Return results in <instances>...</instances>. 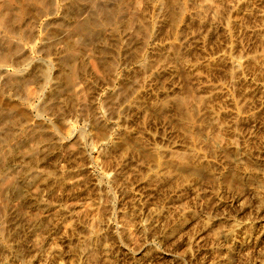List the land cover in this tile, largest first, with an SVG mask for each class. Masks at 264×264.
Returning <instances> with one entry per match:
<instances>
[{
    "label": "rangeland",
    "instance_id": "374dc122",
    "mask_svg": "<svg viewBox=\"0 0 264 264\" xmlns=\"http://www.w3.org/2000/svg\"><path fill=\"white\" fill-rule=\"evenodd\" d=\"M117 1L101 3L110 10L121 5L122 1H118L120 4ZM218 1L222 10L213 28L209 27L210 20L204 25L191 22L178 38L171 22L161 29H152L151 43L165 45L161 58L153 57L152 45L141 47V38L134 35L140 26L137 21L136 25V18L127 31L122 25L116 30L113 26L92 29L90 33L97 38L90 50L85 45L89 37L76 36L72 28L75 22L96 17L87 0H43L41 6L37 3L29 6L28 0H12V12L23 8V13L15 25L0 23V50L5 52L9 46H23L30 58L22 51L11 60H0V73L4 77L0 82L3 110L25 116L23 125L14 127L17 133L8 137L5 145L15 147L21 142L28 147L31 141L18 130L26 132L32 126L40 127L49 139L39 144V161L35 167L29 166V158L22 152L10 157L9 172L4 174L8 177L17 174L18 183L5 189L3 201L5 205L17 206L23 202L34 203L35 198L42 200L40 197L45 195L49 201L60 199L62 203L69 191H93L91 196L87 194L81 200L79 197L66 200L81 204L88 199L86 202L94 203L92 213L83 218L82 226H76L78 233L72 228L68 235L62 234L65 238L60 232L55 234L60 245L66 244L62 246L72 249L68 255L71 259L76 260L79 245L83 247L87 243L88 227L98 224L99 229H104V244L113 236L105 247L109 252H102L100 264H264V52L261 46L264 0ZM45 2L47 6L52 5L47 14L43 9ZM195 6L196 3L189 4L192 11ZM122 7L118 20L132 18L129 13L134 12L133 6L128 14ZM73 8L76 19L70 15ZM148 9L145 18L154 22L156 11L149 9L148 13ZM170 45L173 48L169 49ZM180 45L184 47L183 56L187 53L189 56H185L188 60L184 63L176 57ZM44 47L50 50L45 52ZM72 50L82 53L76 58L87 64L88 70L91 67L88 62L101 58L105 62H116L117 66L109 67L116 71L108 68L103 76L90 71L82 73L75 88H65L56 99L64 110L44 112L43 105L58 91L56 87L67 86L64 81L59 83L56 76L58 70L68 69L61 66V61H72L74 58L69 53ZM18 68L24 71L17 72ZM7 71L20 79L32 76L33 80L22 89L6 88L2 82ZM65 76L67 73L60 78ZM31 91L36 93L32 102L28 97ZM76 93L86 94L87 107L96 109L100 120L85 115L86 106L75 101ZM181 93L197 98L187 117L180 116L172 102L171 107L158 113L152 109L153 103L183 96ZM161 94L168 98L163 96V99ZM137 100L145 108L143 115L132 112ZM4 124L5 133L12 125L7 121ZM129 147L137 149L138 154L127 151ZM34 172L40 176L36 182L28 177ZM59 190L67 193L59 196ZM54 191L58 195L53 199ZM35 192L38 195L34 198ZM28 211L18 210L11 216L16 223L20 220L18 224L22 229L12 233L21 239L19 245L26 250L44 236L35 235L38 234L37 222ZM158 215L160 222H156ZM132 216H139L135 219L137 222ZM124 221H135L142 226L140 245L130 243L122 235ZM154 227L158 233H154ZM8 259L19 264L15 253L8 255Z\"/></svg>",
    "mask_w": 264,
    "mask_h": 264
},
{
    "label": "bare ground",
    "instance_id": "6f19581e",
    "mask_svg": "<svg viewBox=\"0 0 264 264\" xmlns=\"http://www.w3.org/2000/svg\"><path fill=\"white\" fill-rule=\"evenodd\" d=\"M14 1V0H13ZM29 1V6L30 4H43V0H28ZM53 1V0H52ZM81 1V0H80ZM86 1V0H85ZM88 1V4L89 6L91 7V9H93V11H95L97 13L96 17L93 18V17H90L88 18V20H86L85 22H75L72 26L73 28V32L75 33V35L77 36H82V35H85L86 38L87 36L89 37V43L88 44H85L86 47L88 46V49L91 50L92 46H93V42L94 40L97 38L95 37L94 35H92L93 33H90V31L92 29H94L95 27H103L106 28L107 26H113V30H114V27H115V30L117 29V27L120 25H122L124 28L125 31L128 30V28L130 27V25L132 23V21L136 18L137 20H135V22H139L140 26H139V29L137 30L136 29V26H135V22H134V26L137 31L134 33L135 36L141 38L142 40V48H145L146 46L148 45H152L153 47L152 48V54H153V57L154 55H158L159 57L162 58V54H164V50H165V45L164 44H155L154 42L151 43V39H152V36H151V30L154 29L155 27L157 29H161L162 25H165V23H170L171 24H174V30H175V36L178 38V37H181L183 35V32L185 30V28L188 26L189 23L191 22H198L202 25L205 24V22L207 21V23L210 22L209 24V27L213 28L214 27V20H216V18H218L221 14V5L219 4V1L218 0H118V1H122L121 5L123 6L122 9L124 12L129 13V9H131V6H133L134 8V12L132 11V13H129V15L132 17H124L122 20L119 19L118 20V13H122V12H119V9L121 7V5H117L116 7L108 10V8L103 5L101 2H103L104 0H87ZM117 1V2H118ZM47 2V1H46ZM45 2V6H44V13L47 14L50 10V7H52V5H46L48 3ZM193 2V4L196 3V6L194 7V11H192L191 9H193V6L192 8L189 7V4ZM0 23H4L6 26H12L15 25L14 23L15 22H18L19 21V18H20V15L23 13V8L22 9H17L18 11L16 12H12L13 8L11 7L12 5V0H0ZM52 3V2H51ZM27 4V3H26ZM118 4H120L118 2ZM223 5V4H222ZM13 6V5H12ZM25 6V5H24ZM23 6V7H24ZM28 6V7H29ZM41 6V5H40ZM112 6V5H110ZM88 7V6H87ZM89 7V8H90ZM153 9V11H156V14L157 16H153L155 21L154 22H150V21H147L145 17H147V15L145 16V12H147V9ZM191 8V9H190ZM224 8V7H223ZM42 9V11H43ZM52 9V8H51ZM71 9V8H70ZM121 9V10H122ZM146 9V11H145ZM148 9V13H150ZM228 9V8H227ZM232 9V8H231ZM120 10V11H121ZM91 11V10H90ZM224 11V10H223ZM72 13H70V15L72 16V18L76 19V14H75V10L74 8L71 10ZM77 12V11H76ZM232 12V11H231ZM43 13V12H42ZM127 13V14H128ZM226 13V12H225ZM69 14V13H68ZM135 14V17H133ZM152 14V13H151ZM126 15V14H125ZM124 15V16H125ZM223 15V14H222ZM142 18H138V17H141ZM152 17V18H153ZM151 18V19H152ZM210 20V21H209ZM209 21V22H208ZM36 22V21H35ZM34 22V23H35ZM136 22V25L138 24ZM33 23V24H34ZM206 23V24H207ZM197 24V23H196ZM3 25V24H2ZM60 25H62V22L60 23ZM194 25V24H193ZM18 26V25H17ZM33 26V25H32ZM170 27V26H169ZM194 27V26H193ZM203 27V26H202ZM205 27V26H204ZM208 27V28H209ZM13 28V27H12ZM103 28V29H104ZM111 28V27H110ZM119 28V27H118ZM165 28V27H164ZM172 28V27H171ZM168 29V28H167ZM173 29V28H172ZM187 29V28H186ZM191 29V28H190ZM197 29V28H196ZM112 30V31H113ZM121 30V29H120ZM206 30V29H205ZM205 30H202V31H205ZM211 30V29H210ZM94 31V30H92ZM168 31V30H167ZM165 31V32H167ZM157 32V31H156ZM164 32V31H163ZM187 33V32H186ZM200 33V32H199ZM156 34V33H155ZM172 34V33H171ZM194 34V32H193ZM205 34V33H204ZM74 35V36H75ZM206 35V34H205ZM204 35V36H205ZM85 36L83 38H85ZM185 36V35H184ZM28 38V37H27ZM135 38V37H134ZM1 41V39H0ZM11 42V41H10ZM22 42V41H20ZM156 42V41H155ZM160 42V41H159ZM23 43V42H22ZM87 43V42H86ZM187 43V42H186ZM185 43V45H186ZM190 43V42H189ZM21 46V45H20ZM261 46H262V51L264 52V36H263V39L261 41ZM66 47V46H65ZM140 47V48H141ZM45 48V47H44ZM43 50H50L49 48H45ZM141 48V49H142ZM173 48L171 45L169 46V49ZM178 48V47H177ZM73 49V48H72ZM93 49V48H92ZM25 48L22 47H13V46H9L8 49L4 52V51H1L0 50V60H11V58H13V56H15L17 53H20L22 52L23 55L27 58H30L28 57V54H26V52H24ZM100 50V49H99ZM138 50V49H137ZM174 50V49H173ZM176 50V49H175ZM174 50V51H175ZM184 50V47L182 45L179 46V52L177 53L176 57L179 58L178 60H181L180 62L184 63L185 60L187 59L188 60V53L186 51L187 54H185V56L187 55L188 57L185 59V56H183L182 52ZM70 51V50H69ZM104 51V50H103ZM101 51V53H105V51L103 52ZM143 51V49H142ZM46 52V51H45ZM48 52V51H47ZM87 52V51H86ZM141 52V50H140ZM171 52V51H170ZM70 53V57L74 58L72 61H61V66L63 67H68L67 70H62V71H59L57 72V75L56 76V80H58V82L60 81L62 83V81H64L63 83H65V85L67 84V86H65L64 88H57L58 91H55L56 93L50 95V97H48L45 101V104L43 105L44 108L42 109V111L44 112H47V113H51V112H55V111H59L60 112V106H58V104L56 103V99L64 92L65 88L66 89H73L75 88V85L77 84V80L79 79L78 76L79 75H82V73H86V72H92L94 73L95 75H102L104 74L105 70L107 69L108 71V68L111 66H117L116 62H105V61H102L99 59V61H97L98 59H95L94 60H91L90 62H88L90 64L91 67H89L90 69L88 70V66H86L84 64V62H78V58L76 57H81L82 53H80L78 50H72ZM92 53V52H91ZM146 53V51H145ZM48 54V53H47ZM68 54V53H67ZM81 54V55H80ZM167 54V53H166ZM174 54V53H173ZM99 55V54H98ZM101 55V54H100ZM69 56V55H68ZM102 56V55H101ZM105 56V55H104ZM138 56V55H137ZM166 56V55H165ZM168 56V55H167ZM171 56V55H170ZM264 56V54H263ZM79 57V58H80ZM99 57V56H98ZM97 57V58H98ZM132 57V55H131ZM149 57V56H148ZM156 57V56H155ZM67 59L69 57H66ZM75 58L77 61H75ZM92 58V57H91ZM150 58V57H149ZM168 58V57H167ZM166 58V59H167ZM170 58V57H169ZM173 58V57H172ZM135 60V58H132V60ZM138 59V58H137ZM165 59V60H166ZM190 59V58H189ZM153 60V59H152ZM164 60V62H165ZM175 60V59H174ZM186 60V61H187ZM156 61V60H155ZM158 61V60H157ZM172 61V60H171ZM176 61V60H175ZM6 62V61H5ZM160 62V61H159ZM163 62V63H164ZM153 63V62H152ZM150 63V64H152ZM162 63V64H163ZM167 63V62H166ZM159 65V63H156L155 65ZM165 64V63H164ZM187 64V63H186ZM157 65V66H158ZM177 65V64H176ZM168 66V65H167ZM174 66V65H172ZM180 66V65H179ZM1 64H0V68H1ZM176 67V66H175ZM178 67V66H177ZM109 68V69H110ZM181 69V68H180ZM111 71H116V68L114 69H110ZM150 70V69H149ZM164 70V69H163ZM173 70V69H172ZM24 70L22 69H17V72H23ZM141 71V70H140ZM147 71V70H146ZM156 71V70H155ZM148 72V71H147ZM64 73H67V77L65 76V78H60V76H62ZM108 73V72H106ZM170 73V72H169ZM144 74V73H143ZM152 74V73H151ZM159 74V73H158ZM172 74V73H171ZM2 73H0V82L2 80V78L4 77H1ZM168 75V74H167ZM20 76V75H19ZM22 76V75H21ZM103 76V75H102ZM101 76V77H102ZM155 76V75H154ZM159 76V75H158ZM105 77V76H104ZM137 77V76H136ZM149 77V76H148ZM62 79V80H61ZM138 79V78H137ZM157 79V78H156ZM33 80V77L32 76H22V78L20 79L19 77H16L14 76L13 74L9 73L8 71L6 72V76H5V82L3 84L4 87L6 88H11V89H18V88H23L24 86L28 85L29 83H31ZM55 80V81H56ZM59 82V83H60ZM2 86V87H3ZM60 86V85H58ZM178 87V86H177ZM194 87V86H193ZM190 88V87H189ZM186 90V88H184ZM182 90V89H181ZM20 91V90H19ZM169 91V89H168ZM180 91V90H177V92ZM1 92V91H0ZM83 91H81L82 93ZM192 92V91H191ZM165 93V92H164ZM190 93V92H189ZM197 93V92H196ZM195 93V94H196ZM180 94V93H178ZM183 94V93H181ZM188 93H186L184 96H181V95H176L174 98L172 99H165L164 101H159V98H157V102L159 101V103H153V108L154 111L156 113H158L159 111H162V110H165L169 105L170 103L172 102V105L174 104V107L176 109H178L179 111V114L180 116L184 115L185 117H187L186 115L189 113V110H190V107L194 104L195 102V99H197L196 97L194 98L191 94L190 96L188 95ZM36 93H31L29 94L28 97L29 100L32 102L34 97H35ZM86 95V94H85ZM84 94H77L76 93V100L75 101H78L79 103H82L84 106H86V110H85V115L87 117H92L93 119H96L95 121L97 120H100L99 118V114H98V111L96 109H93V108H89L87 107V96H85ZM173 95V93H172ZM3 95H1L0 93V264H13L12 262H10V259H8V255H11V253H15L17 258H18V262L19 264H100L101 263V257L102 255H104L102 252L104 251V253H108L109 252V248H105L106 245L111 241L110 239L113 240V236H111V238L108 240L106 239L108 236H106V240H104L105 242H107V240L109 242H107V244H104L103 241H102V229H99V225L96 224L95 227H92L90 226V229L88 227L87 231H88V240H87V243H85V245L82 247L79 245V255L78 258L76 260H74V258L71 259V257H69L68 255L71 253L70 250L67 249V247H64L66 246V244H62L60 245L57 241H56V233L59 234V232L61 233L60 235L63 236L64 233H66V235L69 234V230L72 229L73 232L77 230V233H78V229H76L77 225H81L82 226V223L83 222V218L86 216L88 218V215L89 213L91 212L92 213V204L94 203H89V202H84V203H79L77 204V199L75 200L76 203H73L70 201H66L68 200V198L72 197L71 199L73 200V197H79L78 199H82V196H86L87 194H90V193H93V191L87 193L86 191H84V187L82 188L81 186V189L83 190H74V191H69L68 193L65 192V190L63 191H60L59 192V196H62L64 195L65 193H67V196L68 197L67 199H64V201H66L65 203H61L59 200L58 201H54L56 199L55 196H57L58 194H56V192L54 191V197H53V201H49L47 200V198H44L46 197L45 195L43 196V194L41 196L43 197H40L42 200H38V198L36 199L35 198V195L37 194L35 192L34 194V198L35 200H37L36 202L34 203H27V202H23V204H21L19 201V205L16 206H11V205H5L4 204V201H3V197H4V194H5V189L7 187H12V186H16L17 185V174L16 176H5V171H7L9 169V159L10 157L14 154V153H18V152H22L26 158L28 157L29 158V166L30 167H35L38 163V159H39V144L43 141H46L49 139V137L47 135H45V133L43 132V130L38 127V126H32V129L29 131H26L24 132L22 129L21 130H18V131H21V134H26L25 136H27V138L31 141H29L31 144L33 143V145L31 144H28V147L26 145H21V142H20V145L18 146H7L5 145L8 137H13L16 135V130L14 129L15 126H18V125H23V123L25 122H22L23 121V116L22 114H14V113H8V112H5L3 110V107H2V97ZM162 98L164 95H162ZM47 97V96H46ZM90 97V96H89ZM166 98H168L167 96H165ZM170 97V96H169ZM90 99V98H89ZM164 99V98H163ZM67 101V100H66ZM108 101V100H107ZM30 102V103H31ZM28 103V101H27ZM67 103H71L70 102H67ZM62 105L64 103H61ZM106 104V103H105ZM143 104V103H142ZM60 105V104H59ZM74 105V104H73ZM72 105V106H73ZM134 110L132 109V112L135 111V115H143V113H145V108H143V106L140 105V102L139 100H137L136 102H134ZM106 106V105H105ZM151 107V106H150ZM171 107V105H170ZM63 109V108H62ZM169 109V108H168ZM167 109V111H168ZM64 110V109H63ZM149 110V109H147ZM150 111V110H149ZM177 111V112H178ZM191 111V110H190ZM58 112V113H59ZM175 112V113H177ZM57 113V114H58ZM64 113V112H63ZM56 114V115H57ZM62 114V113H61ZM161 114V113H160ZM191 114V113H190ZM59 115V114H58ZM65 115V114H64ZM64 115H61L65 118ZM155 116V115H154ZM177 116V114H176ZM179 116V115H178ZM177 116V117H178ZM61 117V118H63ZM174 117V116H173ZM193 117V116H192ZM143 118V117H142ZM176 118V117H175ZM189 118L191 119V117L189 116ZM144 119V118H143ZM25 120V119H24ZM163 120V119H162ZM164 120H166V118H164ZM163 120V122H164ZM182 120V119H181ZM9 122L12 126L11 128H8L5 133L2 131V126L5 122ZM177 122V121H176ZM192 122V121H191ZM165 123V122H164ZM180 124V123H179ZM5 125V124H4ZM170 125V124H169ZM177 125V124H176ZM190 125V124H189ZM191 126V125H190ZM20 127V126H19ZM22 127V126H21ZM188 128V127H187ZM4 130V129H3ZM22 136V135H20ZM9 140V139H8ZM108 141V140H107ZM106 142V141H105ZM24 144V143H22ZM127 144V143H126ZM30 145V146H29ZM130 145V144H129ZM134 144L132 143V146ZM124 146V145H123ZM131 146V147H132ZM136 146V145H135ZM141 146V145H140ZM7 147V148H6ZM128 147V144L127 146ZM139 147V146H138ZM140 148V147H139ZM127 151H131L132 154L135 153V155L138 154V151L137 149H132V148H126ZM141 150V148H140ZM137 153V154H136ZM159 153V152H158ZM20 154V153H19ZM141 154V153H140ZM139 154V155H140ZM157 154V153H156ZM134 155V154H133ZM138 155V157H139ZM47 156V155H45ZM178 156V155H177ZM17 157V156H16ZM137 157V158H138ZM157 157V156H156ZM184 157V156H183ZM24 158V157H23ZM136 158V156L134 157ZM133 158V159H134ZM187 158V157H186ZM25 159V158H24ZM145 159H146V156H145ZM156 159V158H155ZM188 159V158H187ZM11 160V159H10ZM114 161V160H113ZM116 161V160H115ZM131 161V160H130ZM143 161V160H142ZM146 161V160H145ZM148 161V160H147ZM157 161V159L155 160ZM120 162V161H119ZM138 163V162H137ZM27 164V163H26ZM140 164V163H139ZM117 165V164H116ZM157 165V163L155 164ZM108 166V165H107ZM141 166V165H140ZM149 166V165H148ZM29 168V167H27ZM26 168V169H27ZM150 169V168H149ZM12 170V169H11ZM10 170V171H11ZM28 170V169H27ZM30 171L31 168L29 169ZM28 170V171H29ZM9 172V171H7ZM6 172V173H7ZM13 172V171H12ZM52 172V171H51ZM21 173V172H20ZM19 173V175H20ZM35 173V172H34ZM107 173V172H106ZM13 174V173H11ZM41 174V173H40ZM184 174V173H183ZM186 174V173H185ZM108 177H109V174H107ZM114 175V174H113ZM22 176V175H21ZM28 177H30V179L33 181V182H36L40 179V176L35 173V174H31L29 175ZM107 177V179H108ZM114 177V176H113ZM113 177H112V180H113ZM204 177V176H203ZM81 179V178H79ZM79 179H78V183H79ZM115 179V177H114ZM119 179V177H118ZM160 179V177H159ZM230 180V179H229ZM59 181V180H58ZM69 181V180H68ZM115 181V180H114ZM120 181V180H119ZM160 180H158V183H159ZM235 181V180H234ZM240 181V180H238ZM50 182V181H49ZM75 182V181H74ZM74 182H72L73 184H71L72 186L74 184ZM117 182V181H115ZM231 182V181H230ZM249 182V180H248ZM71 183V182H70ZM76 183V182H75ZM155 183V181H154ZM250 183V182H249ZM152 184V183H151ZM156 184V183H155ZM227 184V183H226ZM234 184V183H233ZM236 184V183H235ZM238 184V183H237ZM253 184V183H252ZM58 185V184H57ZM84 185V184H83ZM71 186V187H72ZM73 186V187H74ZM79 186V184H78ZM232 186V185H231ZM235 186V185H233ZM237 186V185H236ZM239 187L241 185H238ZM249 186V185H248ZM254 186V185H253ZM54 187V186H53ZM80 187L78 189H80ZM238 187V188H239ZM60 188V187H59ZM119 188V187H118ZM117 188V190H118ZM243 188V187H241ZM251 188V187H250ZM253 188V187H252ZM50 189H53V188H50ZM71 189V188H70ZM73 189V188H72ZM76 189V187L74 188ZM86 189V188H85ZM116 189V188H115ZM121 189V188H120ZM245 189V188H244ZM55 190V189H54ZM241 190V189H240ZM8 191V190H7ZM6 191V192H7ZM58 191V190H57ZM244 191V190H242ZM252 191V190H251ZM46 192V191H44ZM50 192V190H49ZM48 192V193H49ZM23 193H26L25 191ZM22 193V195H23ZM39 193V192H38ZM58 193V192H57ZM103 193V192H102ZM20 194V192H19ZM33 194V193H32ZM40 194V193H39ZM50 194H52V192H50ZM56 194V195H55ZM38 195V194H37ZM47 195V193H46ZM69 195V196H68ZM19 196V195H18ZM40 196V195H39ZM88 196V195H87ZM91 196V194H90ZM108 196V195H107ZM106 196V198H107ZM20 197V196H19ZM38 197V196H37ZM50 197V196H49ZM64 197V196H63ZM52 198V197H51ZM58 198H62V197H57ZM87 198V197H86ZM90 198V197H89ZM21 199V198H20ZM80 199V200H81ZM85 199V198H84ZM108 199V198H107ZM23 200V199H21ZM34 200V201H35ZM79 200V201H80ZM17 201V200H16ZM24 201V200H23ZM74 201V202H75ZM99 201V200H98ZM109 201V200H107ZM81 202V201H80ZM12 203V202H11ZM14 205V204H13ZM242 206V205H241ZM96 207V206H95ZM94 207V208H95ZM130 207V206H129ZM112 208V207H111ZM241 208H244V207H241ZM29 210L28 213H31V215H34V220H35V223L37 225L36 227V231L38 232V234H35V235H41L43 234L44 236L41 235V238L39 237V239L35 240V245L32 246L31 248H27L24 249L23 246L21 247L19 245V240L21 242V239L18 240V236H15L13 235L12 232H15V230H17L18 228H21L22 229V226L19 225L18 223H16L15 220H13L11 218V216L13 214H16L18 212V210L22 211V210ZM110 209V208H109ZM92 210V211H91ZM112 210V209H111ZM122 210V209H121ZM149 212H151L149 210ZM26 213V212H25ZM135 214V213H134ZM133 214V215H134ZM115 215V214H114ZM154 215V214H153ZM161 215V214H160ZM92 216V215H91ZM94 216V215H93ZM113 216V215H112ZM140 216V215H139ZM137 218H134L135 219H138ZM18 217V216H16ZM95 217V216H94ZM107 217V216H106ZM141 217V216H140ZM147 217V216H146ZM19 218V217H18ZM97 218V217H96ZM123 218V216H122ZM132 218V219H133ZM156 218V222H160L161 221V217L158 215ZM22 219V218H21ZM91 219V218H90ZM101 219V218H100ZM128 219V218H127ZM141 219V218H140ZM139 219V220H140ZM151 219V218H150ZM166 219V218H165ZM110 220V219H109ZM124 220V219H123ZM126 220V219H125ZM138 220V221H139ZM155 220V219H154ZM27 221V220H26ZM136 221V220H135ZM135 221H124L123 223H121V231H122V235L132 244L134 245H137L138 244L140 245V243H138V241L140 240L141 238V227H139ZM164 221V220H163ZM29 222V221H28ZM31 222V221H30ZM89 222V221H88ZM95 222V220H94ZM93 222V224H94ZM114 222V221H113ZM137 222V221H136ZM147 222V221H146ZM33 223V222H31ZM35 223L33 224V226L35 225ZM162 223V222H161ZM160 223V224H161ZM164 223V222H163ZM162 223V224H163ZM168 223V222H167ZM90 224V223H89ZM159 224V225H160ZM85 225H87L85 223ZM157 225V224H156ZM21 226V227H20ZM94 226V225H93ZM167 226V225H166ZM120 227V226H119ZM162 227V225L160 226ZM107 228V227H106ZM147 228V227H146ZM155 228L157 227H154V233L155 232ZM84 229V228H83ZM82 229V231H83ZM109 229V228H108ZM107 229V230H108ZM151 229V228H150ZM34 230V229H33ZM104 230V229H103ZM106 230V229H105ZM144 230V229H143ZM158 230V229H157ZM68 232V234H67ZM72 232V234H73ZM111 232V231H110ZM109 232V234H110ZM144 232V231H143ZM142 232V233H143ZM41 233V234H39ZM108 233V232H107ZM149 233V232H148ZM158 233V232H157ZM57 234V235H58ZM63 234V235H62ZM76 234V233H75ZM113 234V233H112ZM118 234V233H117ZM116 234V235H117ZM120 234V233H119ZM145 234H147L145 232ZM153 234V232H152ZM59 235V236H60ZM85 235V234H84ZM115 235V234H114ZM144 235V234H143ZM150 235V234H149ZM155 235V234H154ZM20 236V235H19ZM61 236L59 237L61 239ZM72 236V235H71ZM77 236V234H76ZM120 236V235H119ZM145 236V235H144ZM153 236V235H151ZM56 237V238H55ZM64 237V236H63ZM67 237V236H66ZM75 237V236H74ZM118 237V235H117ZM121 237V236H120ZM119 237V239H121ZM122 237V238H124ZM20 238V237H19ZM37 238V237H36ZM65 238V237H64ZM76 238V237H75ZM78 238V237H77ZM109 238V237H108ZM143 238V237H142ZM145 238V237H144ZM83 239V238H82ZM81 239V240H82ZM104 239V238H103ZM66 240V239H65ZM64 240V241H65ZM71 240V239H70ZM115 240V239H114ZM124 240V239H123ZM23 241V240H22ZM67 241V240H66ZM78 241V240H77ZM125 241V240H124ZM126 241V242H128ZM26 242V240H25ZM33 242V241H32ZM60 242V241H59ZM62 242H63V239H62ZM68 242V241H67ZM82 242V241H81ZM84 242V241H83ZM140 242V241H139ZM65 243V242H63ZM69 243V242H68ZM78 243V242H77ZM25 244V243H24ZM76 244V243H75ZM112 244V242H111ZM131 244V245H132ZM26 245V244H25ZM28 245V244H27ZM33 245V244H32ZM72 245V244H71ZM71 245H69L71 247ZM111 246V245H108V247ZM73 247V246H72ZM112 248V247H111ZM134 248V247H133ZM76 250V249H74ZM112 250V249H111ZM74 254V253H73ZM71 255V254H70ZM106 256V254H105ZM105 256L103 258H105ZM108 256V255H107ZM69 258V259H68ZM118 259V258H117ZM126 259V258H125ZM107 262V261H106ZM18 264V263H17ZM108 264V263H107Z\"/></svg>",
    "mask_w": 264,
    "mask_h": 264
}]
</instances>
